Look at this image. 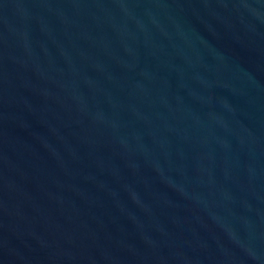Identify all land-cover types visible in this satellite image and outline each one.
<instances>
[{"label": "water", "instance_id": "obj_1", "mask_svg": "<svg viewBox=\"0 0 264 264\" xmlns=\"http://www.w3.org/2000/svg\"><path fill=\"white\" fill-rule=\"evenodd\" d=\"M0 264H264V0H0Z\"/></svg>", "mask_w": 264, "mask_h": 264}]
</instances>
